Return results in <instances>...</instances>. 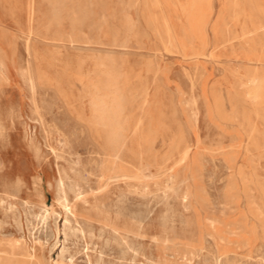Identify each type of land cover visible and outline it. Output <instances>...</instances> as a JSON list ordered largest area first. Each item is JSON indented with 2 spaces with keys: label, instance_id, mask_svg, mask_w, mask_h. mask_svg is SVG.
Instances as JSON below:
<instances>
[{
  "label": "rangeland",
  "instance_id": "rangeland-1",
  "mask_svg": "<svg viewBox=\"0 0 264 264\" xmlns=\"http://www.w3.org/2000/svg\"><path fill=\"white\" fill-rule=\"evenodd\" d=\"M263 9L0 0V264H264Z\"/></svg>",
  "mask_w": 264,
  "mask_h": 264
},
{
  "label": "bare ground",
  "instance_id": "bare-ground-1",
  "mask_svg": "<svg viewBox=\"0 0 264 264\" xmlns=\"http://www.w3.org/2000/svg\"><path fill=\"white\" fill-rule=\"evenodd\" d=\"M151 1V0H150ZM155 4V3H154ZM264 10V9H263ZM190 29L192 30V32L193 33H198V34H196V36H201V34H200V32L201 31H199V32H195V31H197L198 29H199V24H198V22H197V20L195 19L194 21H192V22H190ZM194 29V30H193ZM29 32V31H28ZM29 35V34H28ZM259 74V73H258ZM254 80V79H253ZM259 83H258V86H255V90L256 91H264V79H262V78H259ZM249 82H250V80H249ZM244 84V83H243ZM191 92V91H190ZM262 94V93H261ZM115 97V96H114ZM223 98V97H222ZM262 98V97H261ZM235 100V99H234ZM237 100V99H236ZM232 102V101H231ZM225 104V103H224ZM264 104V103H263ZM102 106L103 107H105V104H104V102L102 103ZM236 107V106H235ZM223 108V107H222ZM236 109V108H235ZM257 109V108H256ZM111 110V109H110ZM237 110V109H236ZM108 116V115H107ZM111 116H113V115H111ZM114 119V118H113ZM113 121V120H112ZM112 136V135H111ZM115 138V137H114ZM230 158H232V157H230ZM254 159V158H253ZM74 170V169H73ZM245 172V171H244ZM207 174V173H206ZM215 177V176H214ZM122 178V177H121ZM210 178V177H209ZM143 179V178H142ZM102 180V179H101ZM166 181V180H165ZM61 188V187H60ZM59 188V189H60ZM62 189V188H61ZM264 189V188H263ZM61 192V191H60ZM64 199H65V197H64ZM63 199V200H64ZM62 200V199H61ZM65 201H66V199H65ZM126 202V201H125ZM114 203V202H113ZM120 205V204H119ZM260 207V206H259ZM142 210V209H141ZM263 210V209H262ZM144 211V210H143ZM72 212V211H71ZM46 215V214H45ZM46 217V216H45ZM65 217V216H64ZM52 219V218H51ZM75 219V218H74ZM79 222V221H78ZM107 222V221H106ZM53 223V222H52ZM111 225H112V223H111ZM77 229V228H76ZM75 229V230H76ZM68 230V229H67ZM139 230V229H138ZM71 234V233H70ZM113 234V233H112ZM70 236V235H69ZM73 236V235H72ZM74 237V236H73ZM244 240V239H243ZM44 246V245H43ZM129 247V246H128ZM214 247V246H213ZM119 248V247H118ZM121 248V247H120ZM237 248V247H236ZM72 249V248H71ZM112 253V252H111ZM99 256V255H98ZM85 259V258H84ZM121 260V259H120ZM124 260V259H123ZM128 263V262H127Z\"/></svg>",
  "mask_w": 264,
  "mask_h": 264
},
{
  "label": "crops",
  "instance_id": "crops-1",
  "mask_svg": "<svg viewBox=\"0 0 264 264\" xmlns=\"http://www.w3.org/2000/svg\"><path fill=\"white\" fill-rule=\"evenodd\" d=\"M199 30H200V29H199ZM200 31H201V30H200ZM205 33H206V32H205ZM205 33H204V34H205ZM200 34H201V35H203V33H202V32H201Z\"/></svg>",
  "mask_w": 264,
  "mask_h": 264
},
{
  "label": "clouds",
  "instance_id": "clouds-1",
  "mask_svg": "<svg viewBox=\"0 0 264 264\" xmlns=\"http://www.w3.org/2000/svg\"><path fill=\"white\" fill-rule=\"evenodd\" d=\"M107 122V121H106Z\"/></svg>",
  "mask_w": 264,
  "mask_h": 264
}]
</instances>
